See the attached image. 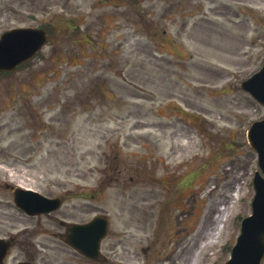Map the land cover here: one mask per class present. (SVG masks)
Masks as SVG:
<instances>
[{
    "label": "rangeland",
    "instance_id": "obj_1",
    "mask_svg": "<svg viewBox=\"0 0 264 264\" xmlns=\"http://www.w3.org/2000/svg\"><path fill=\"white\" fill-rule=\"evenodd\" d=\"M47 1L0 0V34L39 23L24 11L60 18L42 57L0 76V234L21 218L19 227L45 232L37 242L51 254L90 264L53 233L64 231L60 221L105 213L102 264H223L251 213L258 170L246 133L264 107L240 83L264 62V0H214L225 18L211 0ZM193 21L189 56L152 54L154 29ZM6 184L67 202L26 221Z\"/></svg>",
    "mask_w": 264,
    "mask_h": 264
},
{
    "label": "water",
    "instance_id": "obj_2",
    "mask_svg": "<svg viewBox=\"0 0 264 264\" xmlns=\"http://www.w3.org/2000/svg\"><path fill=\"white\" fill-rule=\"evenodd\" d=\"M44 41L45 35L42 32L22 30L6 33L0 41V69L10 70L19 63L17 59L23 54L24 44L34 42V50H37ZM242 88L264 104V67L261 72L243 82ZM249 140L259 153L260 167L264 172V121L252 126ZM254 184L256 196L252 202V215L243 220L241 235L233 248L231 260L226 264H261L264 258V178L259 173ZM25 196V193L21 195L18 202L33 214L50 212L60 206V200L33 197L32 194ZM70 231L73 232L70 237L72 245L93 259L99 257L100 241L108 232L106 220L98 218L86 226L71 227Z\"/></svg>",
    "mask_w": 264,
    "mask_h": 264
},
{
    "label": "bare ground",
    "instance_id": "obj_3",
    "mask_svg": "<svg viewBox=\"0 0 264 264\" xmlns=\"http://www.w3.org/2000/svg\"><path fill=\"white\" fill-rule=\"evenodd\" d=\"M220 218L222 219L223 217H220ZM221 219L218 220V222H217L218 224H216V226H215L216 229L215 230L219 229V227H220L219 222L221 221ZM215 230L214 229H208L206 233H207L208 236H212V235H214Z\"/></svg>",
    "mask_w": 264,
    "mask_h": 264
}]
</instances>
